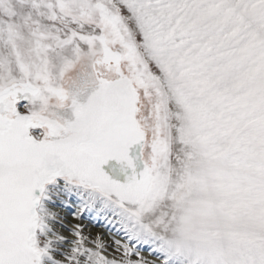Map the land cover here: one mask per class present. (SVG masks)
I'll return each mask as SVG.
<instances>
[{
  "label": "snow or ice",
  "instance_id": "obj_1",
  "mask_svg": "<svg viewBox=\"0 0 264 264\" xmlns=\"http://www.w3.org/2000/svg\"><path fill=\"white\" fill-rule=\"evenodd\" d=\"M0 264H264V0H0Z\"/></svg>",
  "mask_w": 264,
  "mask_h": 264
}]
</instances>
